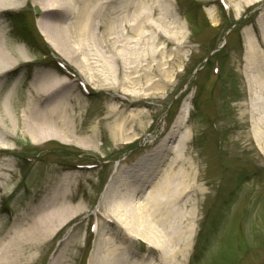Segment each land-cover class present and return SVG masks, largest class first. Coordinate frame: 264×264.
<instances>
[{"label":"rangeland","instance_id":"1","mask_svg":"<svg viewBox=\"0 0 264 264\" xmlns=\"http://www.w3.org/2000/svg\"><path fill=\"white\" fill-rule=\"evenodd\" d=\"M122 1L98 0L100 14L93 18L91 38L64 48L71 56L67 60L51 46L38 21L63 27L75 21L73 14L45 13L44 0H21L14 8L20 12L17 18L7 14L9 9L0 11V49L19 69L0 75V252L17 264H106L110 259L162 264L161 253L139 236L149 225L126 217L120 206L127 199L118 190L127 189L122 182H140V168L160 170L167 144L187 149L202 189L193 217L179 225L187 249L171 238L167 225L150 224L169 253H185L176 262L264 264V154L254 138L255 106L248 87L258 74L245 61L247 42L264 60V0H222L226 9L219 0H135L121 10ZM71 5L78 13L80 0ZM113 7L115 12L105 9ZM142 12L151 23L137 36L132 25ZM164 14H170L167 23L171 14L182 20L184 40L176 35L177 41L168 39L171 29L153 32L151 26L160 25ZM109 21L112 32L104 28ZM18 25L53 58L35 52ZM66 30L70 39H63L76 45L73 29ZM55 59L73 74L60 73ZM79 60L91 79L79 72ZM217 63L220 73L210 82ZM260 75L264 78V69ZM54 81L59 85L49 95L39 92L40 85ZM56 101L63 105L64 120L50 118ZM35 109H44L42 118L67 134V144L52 138L32 143L30 127L40 133ZM261 134L263 138L264 126ZM37 157L30 166L26 158ZM152 170L149 184L157 181ZM113 208L123 227L112 219ZM60 214L67 218L64 224L40 243L36 223L49 215L51 230Z\"/></svg>","mask_w":264,"mask_h":264},{"label":"bare ground","instance_id":"2","mask_svg":"<svg viewBox=\"0 0 264 264\" xmlns=\"http://www.w3.org/2000/svg\"><path fill=\"white\" fill-rule=\"evenodd\" d=\"M44 1L46 2L45 6L43 7V11L45 13L53 10L55 11L56 15L60 17H65L67 14H73L74 16L75 21H72V24L71 22L68 24H63V27H61L60 25H54L53 23L49 22L43 23L42 18L40 21H38V26L46 35V39L49 40L50 43L51 41L53 42L51 43V46H53L57 50L59 55H61L65 60H67L71 58V56L69 55V53L63 52L64 48H67L68 50L70 48L78 47L77 45L85 44V42H87V40L91 38L90 34L93 18L96 14H100V10L98 8V0H80L81 6L78 8V13L74 12V6L72 8L71 5L74 0ZM105 1L106 0H104V2ZM253 1L256 0H251V2L248 4H251ZM20 2L21 0H0V11L6 9L13 10L15 7L19 6ZM131 3L136 4L135 0H123L121 2L120 9H128ZM110 7H112V5ZM105 9L112 12H115L117 10L115 9V7ZM142 13L143 14L140 15L142 19L139 21V23L137 25L136 23L135 25H132L134 28L133 30L136 32L137 36L143 35L145 33L144 28L147 26V24L151 23L150 18L146 17V13ZM164 15L160 16V19L158 20L160 25L151 26L153 32L155 34L161 35L163 33H166V29H171L172 33L170 34V36H167L165 34L168 39L177 41L176 37L174 36L176 35L179 39L184 40V27L182 20L178 16L171 14V17H169L170 22L167 23L165 21V17L170 16V14L165 16ZM136 18L137 17L134 18V21L136 20ZM112 26L113 23L109 21L104 28L107 31L112 32ZM66 28H68V30L73 29V34H76V45H70V43L65 42V40L69 41L70 39V37L66 33H64L65 31H67ZM162 28L164 29V32ZM64 37L65 40L63 39ZM247 39L250 42L249 37ZM260 40L264 45L263 35H261ZM246 47H248L246 49L247 51L245 52V61L247 68L248 70H250V68H253L258 74L257 76H252L249 79V93L252 97V101L255 106L253 108V116L251 117V123L254 129V138L256 139V144L260 150V153L264 154V137L262 138L263 134H261V129L264 126V78L262 75H260V71L264 69V60L260 54L261 52H258L248 42ZM84 64L86 65L84 61L83 63H81V60H79V70L82 74L87 77V79H91V74L88 73V69ZM12 67H14L13 60L11 58L9 59L8 55L0 49V75L4 72L7 73L8 70H10ZM44 79L45 78H42L40 79V81H43ZM41 84L44 83L41 82ZM58 85L59 84L55 81L50 85H40L39 92L43 95H49L52 88H56ZM63 85L64 84L62 83L60 87ZM62 106V103H60L59 101H56L54 106H52L50 112L51 120L53 119V116H55V118L59 117V119L62 118V120H64ZM43 110L44 109H35L33 110V112L32 110L30 111L34 113V115L36 116L35 118L37 120L39 118L41 119V123L37 122L36 120L37 127L38 130H40V133H36L34 128L35 126L30 125V131L32 135L30 140L32 141V143L40 144L44 140L46 141L52 138L59 142L67 144V141H63L67 134H65V132L60 131L61 128H57L58 131L55 130V127L51 126V123L47 121V116L42 118L45 115L43 114L45 113L43 112ZM257 112H259V116L255 117L258 114ZM182 117L183 112L179 116V119L182 120ZM43 119L44 123L42 121ZM43 129L45 131H42ZM53 131L55 132L53 133ZM52 134L55 137L51 136ZM169 136H171L170 133ZM163 151L167 152L168 156L166 159H164L163 163L161 164L160 170H156L157 168H159V166L155 167L153 170L149 167L144 171L140 168L138 170L139 174H136L140 176L141 179L138 180L140 182H136L134 184L132 182H122L121 185L125 186L127 189H121L122 191L118 190V192H120L119 194L122 195V199H124V196L126 197L127 202H122L124 204L121 205L120 208L123 209L124 212H126V217L131 216L133 219L136 218L139 225H149L147 229L142 232L143 234H139V236H143V239L147 242L151 241L149 242V244H151L152 247H154L161 253L160 263L180 264L179 262H176V257L181 255L183 258L185 253H183L181 249L169 253L167 250L166 243L160 240V235L157 234L159 233V231H156L154 228H152L150 224L158 222L167 225L168 229L171 232V238L176 240L179 245L187 249L189 241L188 238H186L184 229H182V227L179 225L182 224V222H185L188 219L190 220V218L193 217V204H195V200L196 198H198L199 194H202V189L201 186H199V184L197 183L199 179L196 178V174L194 172V162L190 157L187 156L188 151L185 147L183 148L181 145H179L178 147L172 145L167 146V144H165L163 147ZM172 154L173 157L169 158V155ZM149 170H152L150 176L154 175L155 179H157V181L155 180V183L153 182L152 184H149ZM147 184H149V186L148 188H145ZM126 210H128V212ZM110 211L112 213V219L123 227V221L119 217L117 210L113 208V210L111 209ZM57 216L58 222L56 223V225L58 224V226L51 228V230L48 229V225L51 224L49 220L53 218L49 215H45V218L43 219V221H41L42 223L40 225L38 224V222L36 223L35 236H39L37 238L40 243L45 241V239L47 238V236H49L51 232H54L56 229H58L59 226H62L64 224V221L67 219L65 217H62V214ZM48 222L49 224H47ZM128 235L131 236V234L129 233ZM8 260V253L0 252V264H17L15 261ZM120 262H122L120 259H110L106 264H120ZM99 264H105V262L99 261Z\"/></svg>","mask_w":264,"mask_h":264}]
</instances>
